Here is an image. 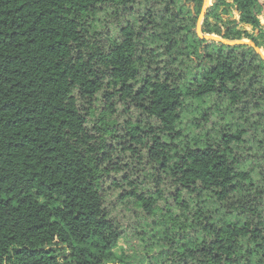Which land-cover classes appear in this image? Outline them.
<instances>
[{"label":"trees","instance_id":"obj_1","mask_svg":"<svg viewBox=\"0 0 264 264\" xmlns=\"http://www.w3.org/2000/svg\"><path fill=\"white\" fill-rule=\"evenodd\" d=\"M204 5L0 0V264H119L114 202L180 208L167 264H264V59L201 39ZM263 16L264 0H213L202 31L262 49ZM139 145L145 162H123Z\"/></svg>","mask_w":264,"mask_h":264},{"label":"rangeland","instance_id":"obj_2","mask_svg":"<svg viewBox=\"0 0 264 264\" xmlns=\"http://www.w3.org/2000/svg\"><path fill=\"white\" fill-rule=\"evenodd\" d=\"M121 15L122 14H120V16L118 15L121 22L120 24H122V22H126V20L123 19V16ZM127 17L130 19L129 16ZM238 17V13L236 11H232L230 14V18L232 20L238 19ZM98 18L100 21L99 25H102L101 28L103 29H105V27L113 28L118 22V18H115L111 15H106L104 13L99 14ZM222 18L224 21L227 20V16L223 15ZM211 22L215 23L214 20ZM113 23L115 24L113 25ZM248 30L251 31L250 28H248ZM244 41L250 42L249 40ZM258 49L260 50V55L264 57V48ZM129 116L134 120L140 117L139 113H137L135 110H132ZM123 120L124 118H120L121 124L123 123ZM182 122L183 123L181 127L186 129V132L192 135L195 134V132H198L202 125H205L203 118H201L199 114L195 112L184 114ZM215 125L218 127L224 126L219 121L218 123H215ZM226 125L227 124H225V126ZM208 127L211 126L208 125ZM134 146L135 145H133V147ZM121 147H123V145L119 146V148ZM145 154L146 148L139 145L135 148L134 156H132L130 152H126L121 156L124 160L123 162H145ZM121 177L122 176H119V178ZM146 189L153 190V187L150 185V187L147 186ZM124 190L128 191L129 188L127 187ZM118 193H120V191L114 192V194L117 196ZM163 197L164 200L160 201L159 203L161 209H166V202H168V206L174 205V202L171 198V193L165 192L163 193ZM114 204L115 205L111 207L113 210L112 217L115 218V221L122 229V237L118 248L115 250L117 256L122 261H119L118 263L124 264L125 262H129L133 264H144L145 262V264H167V260L170 258L172 251L175 250L171 249V243L173 241L179 240V234H182L183 232L181 231H184L178 229L179 223L185 219L184 217L180 216V208L172 207L173 214L178 217L176 220H170V218L165 215L167 212H163L161 210H157L153 215H147L145 212H143V210L135 207L132 203L121 204L114 202ZM188 231L190 232V229ZM189 232L186 233L187 237H196L197 231L192 233ZM175 247L177 246L174 244V248Z\"/></svg>","mask_w":264,"mask_h":264},{"label":"water","instance_id":"obj_3","mask_svg":"<svg viewBox=\"0 0 264 264\" xmlns=\"http://www.w3.org/2000/svg\"><path fill=\"white\" fill-rule=\"evenodd\" d=\"M212 5H213V0H205L204 9H203L202 15L199 18V22H198V25H197V34H198V36L201 39L222 42V43L227 44V45H250V46L254 47L256 49V51L260 54V50L252 42H246V41L229 42V41L223 40L220 37L215 36V35H204L203 34L202 25H203V21H204L205 16H206V11H207V9L212 7ZM263 59H264V57H263Z\"/></svg>","mask_w":264,"mask_h":264},{"label":"crops","instance_id":"obj_4","mask_svg":"<svg viewBox=\"0 0 264 264\" xmlns=\"http://www.w3.org/2000/svg\"><path fill=\"white\" fill-rule=\"evenodd\" d=\"M260 21H261L262 28L264 30V16L260 18Z\"/></svg>","mask_w":264,"mask_h":264}]
</instances>
